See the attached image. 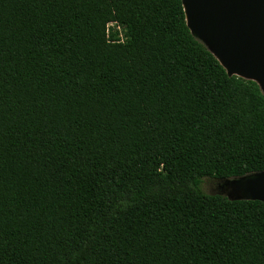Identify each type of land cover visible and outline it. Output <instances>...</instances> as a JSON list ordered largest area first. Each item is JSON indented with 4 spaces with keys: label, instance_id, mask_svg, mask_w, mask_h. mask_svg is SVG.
I'll return each mask as SVG.
<instances>
[{
    "label": "trees",
    "instance_id": "obj_1",
    "mask_svg": "<svg viewBox=\"0 0 264 264\" xmlns=\"http://www.w3.org/2000/svg\"><path fill=\"white\" fill-rule=\"evenodd\" d=\"M260 172L183 0H0V264H264V202L201 189Z\"/></svg>",
    "mask_w": 264,
    "mask_h": 264
},
{
    "label": "water",
    "instance_id": "obj_2",
    "mask_svg": "<svg viewBox=\"0 0 264 264\" xmlns=\"http://www.w3.org/2000/svg\"><path fill=\"white\" fill-rule=\"evenodd\" d=\"M183 1L192 33L213 43L228 74L264 83V0ZM254 175L243 184L245 198L231 200L264 202V172Z\"/></svg>",
    "mask_w": 264,
    "mask_h": 264
},
{
    "label": "rangeland",
    "instance_id": "obj_3",
    "mask_svg": "<svg viewBox=\"0 0 264 264\" xmlns=\"http://www.w3.org/2000/svg\"><path fill=\"white\" fill-rule=\"evenodd\" d=\"M115 26V25H111ZM122 34L123 30L119 29ZM123 37V35H122ZM208 50L217 54V48L213 45V43L203 37H196ZM261 85L262 92L264 94V83L257 80ZM258 174V173H254ZM251 174L242 178H232V179H212V178H204L201 184V189L203 192L208 194H221L230 199L236 198H245V195L242 191L243 184L250 178H254L256 175Z\"/></svg>",
    "mask_w": 264,
    "mask_h": 264
}]
</instances>
